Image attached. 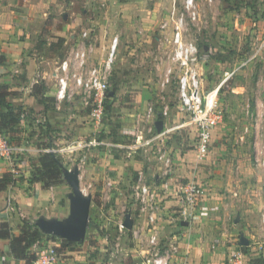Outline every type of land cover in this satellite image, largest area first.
<instances>
[{"label": "rangeland", "instance_id": "rangeland-1", "mask_svg": "<svg viewBox=\"0 0 264 264\" xmlns=\"http://www.w3.org/2000/svg\"><path fill=\"white\" fill-rule=\"evenodd\" d=\"M55 1L48 0V6L44 5L42 10L38 8L39 11L29 13L25 11L20 16L19 20L24 23L23 33L21 32L20 35L21 38L27 39L29 44L20 52V60L15 63L17 68H26L29 56L38 58L43 55L46 56L45 59L52 56L60 63L66 58H71V53H75L82 45L81 43H84L85 63L81 67L74 65V68L82 71L98 68L106 81L105 91L114 93L112 98H104L103 115L100 119L93 116L89 118L97 125L108 121L110 123L108 130L104 132L102 128L97 127L90 132L88 138L93 140L92 147L94 148H99L96 142L102 139L111 143L109 147L112 149L110 150L117 156H121L122 151L127 149L125 144L133 142L131 132L124 134L118 131L121 127L120 118L125 117L128 119V124H132L136 115L139 114L142 117L147 115L149 105H154L155 111L157 106L170 105L168 115H164L161 110L156 111L155 117H152L150 123L147 124V131L149 132L150 129L149 133L152 134L158 130H165L166 126L165 129H157L155 123L158 119L167 116L169 123L166 145L172 146V143L179 141L182 154L188 153L186 164L190 167V174L194 173L195 167L196 170L199 169L198 166L206 167L208 172L215 166L214 163L217 169L229 170L230 176L224 173L222 177H230L236 181L235 190L232 188L229 192L223 188L219 192L224 194L226 203L234 202L232 204L235 209L230 213L227 210L229 217L226 218V226L234 229L239 238L237 242L240 253L238 254H244L242 255L244 264L252 262L253 264H264L263 252H260L264 248L262 168L264 155V61L262 58H264V50L263 54L258 53V43H260L259 39L262 34L259 35V39L257 37L258 20L263 18L261 12L257 14L262 11L260 6L263 0H195L197 11L195 19L189 17L184 9L185 0ZM20 3H26V0H20ZM181 12H184L183 36L185 39L195 41L198 47L202 93L206 95L209 93L208 90L213 91L217 88L214 94L210 95V99L213 97L215 108L221 112L222 116L221 121L210 131L213 135L212 137L210 135L208 154L199 163L194 162L196 161L197 129L188 122V113L179 108L175 77L173 84L166 86L161 84L169 66L173 70L172 76H175L177 72V67L171 62L169 54L173 48L170 39ZM83 32L87 33L86 37H82ZM114 37H118V44L112 61L106 68ZM76 43L80 45L76 47ZM5 59L0 67V82H9L12 86L7 85L14 95L6 99V103L11 107L6 105L1 109H17L19 106L13 104V99L24 93V88L20 87L28 86V77L26 72L15 71L13 67H9L12 63L8 62L6 57ZM55 61L44 65L46 71L44 81L48 83H44L45 101L41 104L43 107H39L36 111L31 107L23 109L20 106L17 110L20 117L23 114L24 121L18 120L13 127L0 129V132L8 134L12 142L43 146L53 145L56 139L57 144L54 142L56 147L67 145L64 142H68L70 131L68 133L67 128L64 135H55L54 129L57 128L52 125L45 112L46 109L49 114L53 111L51 108L53 98L48 94L54 82L57 81L51 73L56 66ZM82 75L84 79L89 78L87 74ZM84 92L81 94L84 98L82 106L91 114L94 95L88 90ZM142 94L145 96L141 97ZM136 96H140L139 99L143 101L139 103L134 101ZM125 102L132 103L126 106ZM23 129H26L24 135H22ZM49 131L52 133L50 136L47 135ZM59 137L65 138L61 144L58 143ZM112 143L117 145H112ZM165 148L173 158L170 149L167 146ZM96 150V148L94 150L84 149L93 164L99 159ZM136 151L134 154L140 158L139 155L145 153L143 149ZM148 151L153 152L151 149ZM59 152L50 155L58 159L63 172L62 161L67 160L68 156L66 154L62 156ZM210 154H212L211 158ZM31 155L34 156L33 153ZM31 155L28 159L34 158ZM75 157V160H78L79 156ZM12 163L15 164L14 161ZM174 165L173 159V168ZM74 177L77 179L76 174ZM190 179L197 182L192 175L189 178L174 180V182ZM199 183L205 187L202 181ZM132 186L126 187L123 194L121 193L127 197H125L127 199L125 204L122 202L123 205L119 207L116 203L115 209L118 206L126 212V203L131 202L133 207L136 206L139 211V204L133 196ZM89 190L97 191L93 187ZM234 191L236 196L233 195ZM82 198L89 202V221L83 236L71 239L45 230L40 223H32L38 226L37 228L43 233L37 255L51 248L56 254L71 249L70 255L72 256L65 255L64 258L80 259L79 255L82 253L89 260L88 262L86 260L84 264L93 263L91 259L96 256L97 249H88L87 244L94 243L96 240L86 233L92 228L98 229L97 223L93 222L92 218L98 217L102 203L95 195H92L90 199L83 193ZM65 210L64 216L69 220L70 215L74 213L73 206L66 205ZM73 220L74 216L68 224ZM56 224L60 225V223ZM240 239L242 242H239ZM1 264L8 263L3 260ZM126 264L131 263L128 261Z\"/></svg>", "mask_w": 264, "mask_h": 264}, {"label": "crops", "instance_id": "crops-1", "mask_svg": "<svg viewBox=\"0 0 264 264\" xmlns=\"http://www.w3.org/2000/svg\"><path fill=\"white\" fill-rule=\"evenodd\" d=\"M44 5L48 6V0H26L24 4H21L20 0H0V54H3L8 59V62L12 63L9 67H13L15 71L26 72L28 77L27 82H29L28 86L20 87L24 88V93L16 96L13 99V104L22 106L23 109H30L31 107L36 111L39 110V107L43 106L31 94L32 85L38 80L43 81L45 84L48 83L44 81V79L46 80L44 65L47 62L55 61V58L50 56L48 57L49 59H45L46 56L43 55L38 58L29 56L26 68L21 69L17 68L15 63L20 60L19 54H21L22 49L28 47L29 44L27 39L21 38L20 33H23L24 23L19 18L25 11L29 13L39 11L37 10L38 8L42 10ZM260 7L262 11H259L257 15L261 12L260 14L263 18L258 20L257 24L258 39L259 35L262 34V37L259 39L260 43H258V53L263 54L264 0ZM81 44L80 47H84V43ZM78 45L80 44L76 43V47ZM70 57L68 60L73 59L74 52L71 53ZM262 59L264 61V58ZM54 64L56 66H54L51 73L56 79L58 62L55 61ZM74 70H76V74H88V71L74 68V65L71 64L70 74ZM4 83L11 85L9 82L4 81ZM69 83L67 96L60 103L54 98L57 90V81L54 82L48 94L53 98V106L51 107L53 111L49 114V111L45 110L52 125L58 129H54L56 131L55 135H64L67 128V132L69 133L70 131L68 142H64L67 145L56 147V139L53 141V145H50L55 149H59L57 152L61 151L59 154L62 156L64 154L68 156L67 160L62 161L64 180L60 184L45 187L42 182L32 179L30 173L31 166L15 161L14 164L0 158V177L5 173H11L13 177V182L5 189L0 190V222H7L12 234L19 233V226L25 219L31 223L54 222L60 223V225L68 224L75 214L70 215L69 220H67L64 216L66 214L65 206L72 205L74 193L70 180L76 174L80 192L83 191L82 194L85 193L90 199H92V195H95L98 200H101L100 203H102L99 210L100 214L98 217L92 218V221L97 223L98 229L92 228L86 233L96 240L94 243L87 244L88 249H97L96 256L91 259L92 264H126L128 261L131 264H148L147 253L151 247L146 242L149 232L146 230L147 221L145 215L140 213L136 206L133 207L131 202L126 203V207L128 208H126V212L123 208L120 209L119 207L123 205L122 202L125 204V200H127L125 199L126 195H122L126 187L134 185L139 180L152 182L155 175L160 174L163 165L158 161L155 154L157 142L151 141V138L155 133L162 130L150 134V129L149 132L147 131V124L150 123L152 117H147L146 115L143 117L139 114L136 115L137 117L132 124H128V119L122 117L120 118L121 127L118 131L124 134H130L131 132L133 142L125 144L124 146L127 149L122 151L121 156H117L110 150L112 149V147H109L111 143L109 144L104 139L97 141L96 144L99 145V148H95L97 149L96 155L99 159L96 163H91L84 152L85 148L88 150L95 149L92 147L93 140L88 138L90 132L97 127L102 128L106 132L110 123L103 121L97 125L92 120H89L91 114L83 109L82 106L84 98L81 94L82 92L85 93L84 89L75 86L71 78ZM216 89L213 91L208 90V92L214 94ZM24 94L27 96H23ZM140 96L145 95L142 94ZM140 96H136L134 101L139 103L142 100L139 99ZM128 103L131 104L132 102H125V105ZM153 107L155 106L153 105ZM164 107H167L166 115H168L170 105L157 106L156 111ZM20 120L24 121L23 114ZM168 123L167 116L160 120L158 119L155 123L157 129H165L166 126V129L163 130L166 132L165 140L168 137ZM25 130H22V135L26 134ZM51 134L50 131L47 133L49 136ZM210 135L212 137L213 133L211 132ZM137 136H140L138 142H136ZM63 141H65V138H58L59 144ZM54 142L56 143L55 145ZM112 145L117 144L112 143ZM30 146L39 148L46 145L36 146L30 144ZM166 146L173 154L175 164L171 171L170 181L174 182V180L185 177L189 178L192 175L198 182L202 181L205 186L204 196L197 209L195 218L191 226L185 231V234L178 240V252L186 256L188 264H227L233 255L240 253L239 243L237 242L239 238L235 234L234 229H229L226 226V218L229 217L227 216V210L230 213L231 210L235 209L232 204L234 202L226 203L224 194H220L219 192L223 188L229 192L232 191V188L234 189L236 185V181H233L230 177L223 178L222 175L224 173L228 176L230 172H228L229 170L217 169L216 163H214L215 166L208 172L206 167L202 168L198 166L199 169L196 170L195 167L194 173L190 174V167L186 164L188 163V153L182 154L179 141L172 143V146ZM137 149L145 151L143 155H139L141 158L134 154L137 152ZM148 149L153 150V152H149ZM33 154L35 158L37 152ZM77 155L79 156L77 157L78 160H75V156ZM83 156L85 158H82ZM209 156L211 158L212 154ZM192 158L194 160L193 155ZM194 162L196 161L194 160ZM92 187L97 191L89 190ZM233 195H237L235 191ZM8 198L12 201L13 209L8 207ZM116 203L119 205L117 209H115ZM176 205L177 201L172 197H168L165 203V211L159 214L157 230L161 238L165 237L172 229V208L176 207ZM63 218L64 220L62 221ZM122 220L126 221V227L123 231H120L118 223ZM138 230L142 231V235L139 236ZM239 242H242L241 239ZM8 246L9 241L7 239H0V264L3 260L8 264H24L23 260L15 259L8 253ZM32 250L37 254L40 250L39 243L35 244ZM71 251V249H66L65 252L55 253L52 264H84L86 262L87 257L82 253L79 255L80 259L76 257L74 259L64 258L65 255L72 256L70 255ZM260 252H263L262 258H264V248ZM240 255L243 262L242 255L244 256V254Z\"/></svg>", "mask_w": 264, "mask_h": 264}, {"label": "built area", "instance_id": "built-area-1", "mask_svg": "<svg viewBox=\"0 0 264 264\" xmlns=\"http://www.w3.org/2000/svg\"><path fill=\"white\" fill-rule=\"evenodd\" d=\"M184 9L189 17L192 19L196 18L197 11L195 0H185ZM183 29L184 12H181L176 20L170 39L173 48L170 51L169 58L177 67V72L175 76H172L173 70L169 66L164 73L161 84L163 86L173 84V78L175 77V88L177 89L179 108L188 113V122L193 124L197 129L196 162L199 163L203 161L208 154L211 140L210 131L221 121L222 116L221 112L215 108L213 97L210 99L211 93H207L206 95L202 93L198 47L195 41L184 38ZM86 35V32L82 33L83 37ZM117 44L118 37H114L112 39L111 51L106 61V68L109 67L112 61L111 59ZM85 55L86 49L82 46L75 51L72 60L64 59L58 63L56 69L57 90L54 98L60 103L66 98L71 78L75 86L93 93L94 98L91 103L93 104L91 116L100 119L101 115H103V100L106 93L105 78L98 68H92L88 71V79H84L81 73L76 74V70L70 74L71 64L79 67L84 65ZM161 112L165 115L167 113V107L161 109ZM154 113V107L149 105L146 116L155 117ZM39 122L41 123L42 121ZM165 135L166 132L161 131L155 133L151 138V141L157 142L155 154L158 161L163 165L160 174L155 175L152 182L137 181V183L132 186L133 196L139 204V212L145 215L147 221L146 230L149 234L146 242L151 247L147 253V263L188 264L186 256L178 252L177 243L181 236L185 234L187 228L191 226L195 218L197 209L204 196V187L201 183L193 179L176 182L170 181L171 171L173 169V158L170 157L165 148ZM139 139L140 136H137L136 142H138ZM57 151L58 149L50 145L34 148L22 143H13L9 141L5 134L0 133V158L10 162H21L26 165L28 156L34 152L54 154ZM82 158H85V156ZM262 168L264 180V155L262 159ZM168 197L174 198L177 201V205L173 208L171 219L172 229L165 237L161 238L157 230V221L159 214L166 209L165 203ZM7 202L8 207L13 209L12 201L9 198ZM125 227L123 220L118 223V229L120 231H123ZM138 234L139 236L142 235V231L138 230ZM54 257L55 251L51 248L46 252L38 254L33 264H52ZM228 264H243L241 255H233L229 259Z\"/></svg>", "mask_w": 264, "mask_h": 264}, {"label": "trees", "instance_id": "trees-1", "mask_svg": "<svg viewBox=\"0 0 264 264\" xmlns=\"http://www.w3.org/2000/svg\"><path fill=\"white\" fill-rule=\"evenodd\" d=\"M5 56L0 54V67L5 62ZM31 94L36 98L37 102L42 104L45 101V84L43 81H37L32 85ZM14 92L5 83L0 82V129H8L13 127L18 120H20V113L17 109L6 108L1 109L7 104L6 99L13 96ZM114 93H105V98H112ZM50 98V97H49ZM44 104V103H43ZM11 107V106H10ZM156 114V111L154 109ZM106 116V115H105ZM5 134L9 141H11L8 134ZM15 143V142H13ZM35 158H27V165L31 166V177L34 181H40L45 187L60 184L63 182V172L58 159L50 155V153H38ZM33 156V155H31ZM13 182L11 173H5L0 177V190L5 189ZM43 237V233L29 220L25 219L19 226V233L12 234L9 224L5 221L0 222V239H7L9 241L8 253L15 259L23 260L24 264H33L36 259V252L32 247L39 243Z\"/></svg>", "mask_w": 264, "mask_h": 264}, {"label": "water", "instance_id": "water-1", "mask_svg": "<svg viewBox=\"0 0 264 264\" xmlns=\"http://www.w3.org/2000/svg\"><path fill=\"white\" fill-rule=\"evenodd\" d=\"M71 185L73 188L72 205L74 208V220L68 225H58L54 222H42L41 225L45 230L54 232L58 235L65 236L71 239H78L83 236L87 229L89 221V202L87 199L82 198L78 180L75 177L71 178ZM126 226V221H124Z\"/></svg>", "mask_w": 264, "mask_h": 264}]
</instances>
